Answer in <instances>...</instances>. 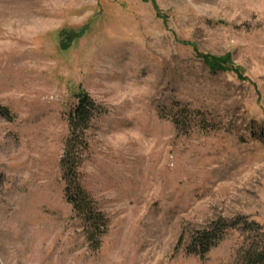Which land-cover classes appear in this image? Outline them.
<instances>
[{
  "label": "rangeland",
  "instance_id": "obj_1",
  "mask_svg": "<svg viewBox=\"0 0 264 264\" xmlns=\"http://www.w3.org/2000/svg\"><path fill=\"white\" fill-rule=\"evenodd\" d=\"M154 1L166 22L150 0H0V264H237L240 232L204 256L191 236L220 219L264 230V0ZM80 89L103 111L80 167L109 220L98 250L60 167Z\"/></svg>",
  "mask_w": 264,
  "mask_h": 264
},
{
  "label": "trees",
  "instance_id": "obj_2",
  "mask_svg": "<svg viewBox=\"0 0 264 264\" xmlns=\"http://www.w3.org/2000/svg\"><path fill=\"white\" fill-rule=\"evenodd\" d=\"M148 1V0H147ZM154 4L157 15L164 19L162 12ZM86 31L79 34H68L67 40L62 46L66 49L71 44L81 38ZM194 50L207 65L212 73L233 72L237 77L245 81L244 71L233 63L230 54L224 56H213L209 54H199L196 46ZM76 105L68 115L70 134L65 142L64 153L60 161L63 180L65 182V198L72 206L75 215L83 222L86 230V238L94 250L101 247L102 239L106 236L109 227V220L103 213L94 198L84 189L81 182L80 167L85 159V152L88 150V143L85 137L92 121L102 114V108L85 90L80 89L75 94ZM9 116V110L2 109ZM194 112L183 108L179 115L173 117L172 121L176 128L182 132L190 129L193 118H189ZM163 115V114H162ZM199 115V114H197ZM162 117H166L163 115ZM199 128L202 130H213L212 126L206 124L203 119ZM238 231L243 236V244L237 254V264H264V230L255 223L249 222L244 218L236 220L220 219L207 228L196 232L191 236V244L187 251L190 254L204 256L213 248L218 246L228 232Z\"/></svg>",
  "mask_w": 264,
  "mask_h": 264
}]
</instances>
